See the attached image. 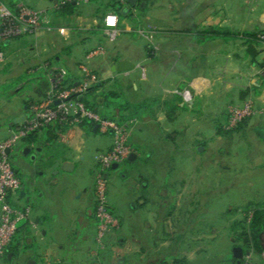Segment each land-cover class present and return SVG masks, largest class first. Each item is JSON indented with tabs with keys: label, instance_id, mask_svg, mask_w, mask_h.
<instances>
[{
	"label": "crops",
	"instance_id": "1",
	"mask_svg": "<svg viewBox=\"0 0 264 264\" xmlns=\"http://www.w3.org/2000/svg\"><path fill=\"white\" fill-rule=\"evenodd\" d=\"M20 1L0 0V5L16 12ZM22 1L42 11V19L48 18L51 22L41 24L36 33L0 37V75L3 81L16 78L8 84L0 83L7 93L13 88L16 96L8 104L11 123L7 122L6 128L0 124V140L17 127L18 124L12 125L15 117L23 114L28 117L31 104L46 97L52 78L59 70L65 71L76 83L81 77L80 66L86 64L100 75L102 91L114 90L119 99L147 104L146 111L139 112L143 117L137 118L130 138L137 154L134 160L127 162L130 170L142 164L140 154L147 147L141 135L148 126L162 135L161 139L169 146H164L166 158L191 156L194 147L204 154L206 148L199 146L197 140L208 141L210 163L199 166L198 173L209 174L216 168L218 175L215 180L212 176L208 180L207 175H199L192 185L196 209L184 221L179 217L178 229L171 224L179 205L177 192L166 175L156 214L147 218V237L159 243L144 248L142 241L132 237L139 236L141 227L138 225L132 227V243H123L117 238L123 231L127 233L126 210L122 193H118L125 188L118 183L121 169L109 168L106 171L109 206L120 217L123 227L112 230L107 237V247L100 248L95 240L97 154L111 147V134L104 137L93 123L89 132L83 129L79 134L80 141L75 147L58 139L23 141L12 151V156L19 157L14 168L24 188L10 194L7 200L14 207L30 208L33 223L29 220L18 223L5 264H157L161 260L171 264L179 251L174 248L170 253L175 236H182L188 225L205 216L208 220L210 217L226 222L220 230L221 236L226 235L234 242L238 230L233 221L242 219L244 213L240 209L233 211L231 207L250 202L264 204V194L261 197L253 184L246 186L247 180L243 177L246 169L250 172L258 168L264 170V112L246 119L233 131L224 130L230 104L252 97L258 107L264 108V50L260 44L249 48L243 37L246 32L264 34V0L128 2L120 15L119 34L113 40L103 25L106 12L94 2V6L87 7L88 17L78 27L79 39L66 44L49 35L61 25L55 20L74 14H61L59 0ZM97 46H102L105 52L88 57L90 50ZM122 59L133 66L117 72L116 63ZM99 94L103 102L105 96ZM187 124L206 127L187 134V128L183 127ZM87 137L94 140L89 146ZM181 141L185 147L181 146ZM27 147L30 150L24 152ZM150 155L148 152V158ZM224 159L225 165L222 164ZM236 159L242 163L237 171L233 169ZM66 162L72 165L71 169L64 168ZM125 186V195L129 189V207L133 199L139 200ZM181 188L185 192L187 183H182ZM138 204L142 206L141 201ZM140 211H127V214L133 221L140 222ZM252 214L250 212L249 217ZM122 258V263H117Z\"/></svg>",
	"mask_w": 264,
	"mask_h": 264
},
{
	"label": "built area",
	"instance_id": "2",
	"mask_svg": "<svg viewBox=\"0 0 264 264\" xmlns=\"http://www.w3.org/2000/svg\"><path fill=\"white\" fill-rule=\"evenodd\" d=\"M92 1L59 0L58 4L59 6L67 3L87 4ZM116 1L123 6L128 4V0ZM0 14L2 17L0 37L2 38L19 37L26 33H36L41 29L42 11L30 7L25 1L21 0L17 4L16 12L0 5ZM103 25L108 37L112 40L115 39L119 34L120 15L115 11H109L103 18ZM260 38V48L264 50V34H261ZM104 52L102 46H97L90 50L88 57H94ZM80 71V79L71 84L66 82V72L59 70L52 78V84L46 97L31 104L30 115L19 123L7 137L0 140V264H3L7 257L9 247L18 229V223L22 220L32 222L30 208L14 207L7 200L10 194L20 190L22 183L12 165L10 154L6 150L13 151L21 142L25 141L31 132L41 130L55 121L65 126L57 131V139L72 147L77 146L80 141L79 134L83 132L80 123L85 119L97 124L102 134H111L113 138L111 147L97 154L99 168L94 186L96 202L95 240L97 245L100 248H105L108 234L121 227L120 217L109 206V180L106 171L114 163L123 164L135 153L130 138L138 119L128 118L125 121H118L104 117L98 110L88 107L83 101V96L87 89L99 83L101 78L86 64L80 66ZM57 101L59 103H56ZM227 112L228 118L224 127L226 130H234L246 119L264 112V108L258 107L256 101L252 97H248L241 102L230 104ZM254 254L252 250L245 252L242 264H256ZM261 255L264 260V248Z\"/></svg>",
	"mask_w": 264,
	"mask_h": 264
},
{
	"label": "rangeland",
	"instance_id": "3",
	"mask_svg": "<svg viewBox=\"0 0 264 264\" xmlns=\"http://www.w3.org/2000/svg\"><path fill=\"white\" fill-rule=\"evenodd\" d=\"M239 1L240 2L238 3L242 2V0ZM94 4H95L94 1L90 2L89 4H80L78 6L77 12L73 16H67L65 18L55 20V21H60L61 25L57 30L50 32L51 34L49 36L51 38H55L56 40L60 41V43L62 44H66L67 42L70 41L74 42L75 40H78L81 34L78 31V27L82 23H84L86 17H88L89 10L87 7L94 6ZM49 22L51 21H49L48 18H43L41 20L42 25L49 24ZM29 37L30 39L32 38L31 36ZM2 77L3 76L0 75L1 84L3 83L8 84L9 81H14L16 79L15 78V79L3 81ZM8 93L10 94L7 95ZM8 93L6 92V90L3 89V86L1 85L0 86V124L2 123V125H4V128L8 127V125H6L7 122L11 123L10 119H8L9 116L7 113L8 104L16 97L13 88ZM183 127L187 128L186 132L187 134H190L193 133L195 130L204 129L206 125L187 124L186 126ZM146 128H148V130H146L141 136L143 138V142L145 143L147 149L141 152L140 154L141 156L139 160H142L141 161L142 164L140 168H136L133 171L130 169L127 170L122 168L118 175V183L124 185L125 191H126L125 185H127L130 188V192L134 194V197L138 198L139 201L133 199L131 201L132 204H130L129 206L130 208H129L127 205L129 204L127 197V193L129 192V189H127L128 191L126 195L124 194L125 191L120 190L118 192V193H122L123 206L126 210L125 214L127 216L126 218L127 233L123 231V233H120L119 237L117 238H119L118 240L122 241L123 243H132L130 240L132 235L131 233H133L132 227L134 229V225H138V227H141L140 228L141 235L139 234V236L136 235L132 237L142 241L143 243L142 245L144 246V248L149 244L151 245L154 244V242L155 244L159 243V242L157 243V241H155L153 237L152 238L147 237V225H148L147 218L150 215L153 217L154 213L156 214L158 202L160 201V193L162 192V188L164 187L163 184L166 179L164 177L166 175L168 176L167 180L169 179V182L175 185L178 203H179L178 208L174 214V219H171V224L174 229L175 228L178 229L177 224L180 223L179 217H181L183 219L181 220L184 221V218L186 219L189 218V216L193 214L196 209L195 206L193 205L195 197H194V190L192 185L194 184L195 181L198 180L199 175L202 174L203 177L207 175L208 178L206 179L208 180H210V176H212L213 179L215 180L216 176L218 175L216 172V168L212 170L213 171L212 173L209 172V174H206L205 172L201 174L198 173L199 166H202L205 162H207V164L210 163L209 155L211 154L210 152L211 145L208 141L205 140L203 141L202 139L197 140L199 146H204L203 148L207 149V150L205 149L204 154L198 153L196 148L194 147L192 148L191 156H187V157L168 156L166 158L165 157L166 155H164L165 154L164 146H166V148H169V146H167V143H165L161 139L163 136L159 135V133H156L148 126H146ZM160 130L162 134V129L160 128ZM224 130L233 131V130H226L225 127ZM165 132L169 133L174 131H168V132L165 131ZM103 136L105 137L106 134H104ZM110 140L112 144L113 138L111 135H110ZM93 142H94L93 138L90 137L86 138V145L89 146ZM181 143H182L181 146L185 147L184 142L181 141ZM55 144H57V142ZM148 152L151 153L149 158H148ZM244 160L245 158L243 157V161ZM149 163L152 164L150 165ZM222 164L223 165L227 164L225 159L224 161H222ZM223 165H220V167L221 166L223 167ZM196 167H197V171H196ZM241 168H242L241 161L236 159L234 161L233 169L237 171L238 169ZM221 172L223 173L224 171L222 170ZM243 177L244 179L247 180V182H245L246 186L253 184L254 190L258 192L262 197L264 194V191L262 190L264 188V170L258 168L257 170H252L250 172L248 171V169H246L245 175H243ZM182 183L183 184L187 183V189L185 190V192L183 188H181ZM136 186H138L139 188L134 189V187ZM109 187L110 186L108 185V190ZM126 198L127 200H125ZM108 201H109V191H108ZM140 201L142 206L138 204V202ZM245 206L246 205H240V206L234 205L231 207L233 211L240 209L244 213V217H242V219H236L235 221H233L234 226L235 223H241L249 218L250 213H247V210H245ZM0 207H1V201H0ZM138 209L141 210L139 213L141 214L142 217L139 218L140 222H135L132 220L131 215L127 213L130 211H137ZM205 217L199 218V219H203L202 221L197 219V222L195 221L191 225H188L186 233L183 234L182 236H178V235L175 236L174 239L176 241H174V243L171 244L170 253L173 252L174 248H177L179 251L177 252V256L173 258L174 260L171 261V264H176L177 262L179 264H227V262L224 260L226 259L227 255H230L232 246L242 247L245 253V249L242 245V242L238 241L236 238L237 237L236 235L239 232L237 228H235V230L238 231H236L235 233L234 242L231 243V238L227 237L226 235L221 236V232H220V230L224 229L223 227L226 224V222H220L214 218L212 220L210 219V217L208 220ZM204 218L206 219V221ZM122 227H123V223L121 220V227L119 229L121 230ZM212 229L215 230L212 231ZM107 239L108 238H106L105 247H107L108 244ZM113 243L114 245H117L118 242L115 241ZM122 260L123 258L119 259L117 263L122 262ZM254 260L256 261V264H264L262 255L254 254ZM95 261L97 262L98 260L95 259ZM3 264H5V262Z\"/></svg>",
	"mask_w": 264,
	"mask_h": 264
},
{
	"label": "trees",
	"instance_id": "4",
	"mask_svg": "<svg viewBox=\"0 0 264 264\" xmlns=\"http://www.w3.org/2000/svg\"><path fill=\"white\" fill-rule=\"evenodd\" d=\"M99 5V8L105 10L106 13L109 11H115L119 15L122 14V10L125 6L120 5L116 0H93ZM80 4L67 3L60 6L61 14H75ZM243 37L247 39L249 48H255L257 44H260V34L258 33H244ZM66 82L74 84V80L66 76ZM103 82L96 83L90 86L83 96V101L90 108L98 110L104 117L115 119L118 121H125L128 118L143 117L139 112L146 111V102L132 104L128 100L119 99V96L114 90L102 91ZM4 88V87H3ZM103 93L105 99L103 102L100 101V96ZM102 109V110H101ZM128 115H125V112ZM93 122L85 119L80 123V126L87 132L92 129ZM65 127L60 122H53L41 130L31 132L26 140H37L38 138L45 139L47 141L57 139V131ZM41 133V137L39 134ZM136 161V160H135ZM135 161H132L133 163ZM129 162V160L127 161ZM245 210L247 213L252 212V216L246 221L241 223H235V228L239 230L237 233V240L242 242L245 252L252 250L255 254L261 255L264 248V204L259 205L253 202L246 204ZM227 264H242L243 259H239L233 255H227L224 260ZM157 264H167L166 260H161ZM176 264H179L178 262Z\"/></svg>",
	"mask_w": 264,
	"mask_h": 264
},
{
	"label": "water",
	"instance_id": "5",
	"mask_svg": "<svg viewBox=\"0 0 264 264\" xmlns=\"http://www.w3.org/2000/svg\"><path fill=\"white\" fill-rule=\"evenodd\" d=\"M137 1H138V0H128V2H129L130 4H136ZM125 9H126V8H124V9L122 10V12H124ZM132 66H133V64L130 63L128 60L122 59V60H119V61L116 63L115 70H116L117 72H121V71H124V70H127V69L131 68ZM56 103H59V102L57 101ZM26 117H27V116H26L25 114H23V115H21V116H18V117H15L14 120H13L12 125L19 124V123L23 122V121L26 119ZM97 129H98V125L95 126V130H97ZM261 134H262V133H261ZM199 149H200V148H199ZM26 150H30V147H27ZM6 152H7L8 154H10V156H12V153H13V152H12L10 149H7ZM136 157H137V154H136V153H133V154L128 158V160H134ZM71 167H72V165H71L69 162H66V163L64 164V168H65L66 170L71 169ZM111 167L114 168V169H118V168H119V164H118V163H114V164H112ZM23 188H24V187H22L21 189H23ZM233 256H235V257H237V258H239V259H242L243 256H244V251H243L242 247H240V246H235V247L233 248ZM120 263H122V262H120Z\"/></svg>",
	"mask_w": 264,
	"mask_h": 264
},
{
	"label": "flooded vegetation",
	"instance_id": "6",
	"mask_svg": "<svg viewBox=\"0 0 264 264\" xmlns=\"http://www.w3.org/2000/svg\"><path fill=\"white\" fill-rule=\"evenodd\" d=\"M38 145H39V144H38ZM35 148H38V149H39L40 146H38V147L36 146ZM26 151H27V150L24 149V152H26ZM18 158H19V157H18V156H15V155L10 156V159H11V162H12L13 166H15V163L18 162ZM127 161H128V160H127ZM127 161L124 162L123 164L119 165V168H120V169L123 168V169H127V170H128V169H129V166L127 165ZM119 168H118V169H119ZM234 247H235V246H234Z\"/></svg>",
	"mask_w": 264,
	"mask_h": 264
}]
</instances>
